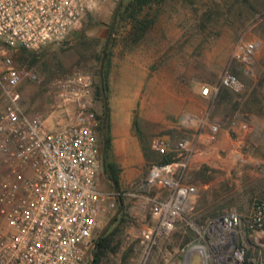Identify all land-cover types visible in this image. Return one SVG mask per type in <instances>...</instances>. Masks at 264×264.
I'll return each instance as SVG.
<instances>
[{
  "label": "rangeland",
  "instance_id": "374dc122",
  "mask_svg": "<svg viewBox=\"0 0 264 264\" xmlns=\"http://www.w3.org/2000/svg\"><path fill=\"white\" fill-rule=\"evenodd\" d=\"M122 1L97 0L63 38L36 49L12 51L18 65L39 75L38 81L23 83L27 111L42 115L51 127L70 122L72 108L58 106L55 80L82 70L90 72L100 86L105 42ZM138 17L148 20L144 31L135 29L132 18L118 20L116 14L102 67L106 91L105 98L104 94L98 95L97 105L104 115L106 100L105 162L117 169L120 194L113 217L102 231L110 234L112 249L104 253L98 264H169L179 249L180 238L189 235V243L195 241L196 233L206 227L207 220L223 208H236L247 215L255 199H264V167L247 163L244 155L253 150L264 157V0H158L144 6ZM249 41H257L253 54L247 58L236 56L238 48ZM226 71L238 78V90L220 84ZM200 84L217 90L206 98L198 92ZM175 93L176 114L166 116L174 124L168 132L175 140L185 133L197 138L207 132V120L222 117L226 119L223 129L228 130L229 122L235 120L246 124L247 134L257 135L244 142L241 161L225 155L223 150L214 155L236 162L227 176L221 168L207 163L188 172L185 180L189 181L190 175V181L197 186L192 208L177 220L170 233L155 237L156 221L147 200L153 198L154 189L134 190L119 184L124 156L114 146L115 122L119 121L129 136L137 139V153L145 161L140 175L144 182L151 163L162 160L151 147L152 130L160 118L156 112L162 106L168 111L171 107L174 112ZM119 94L123 105L117 98ZM187 111L193 115L191 118L199 119L189 130H185L181 119ZM202 142L198 143L201 148L205 139ZM207 179L219 183L204 188ZM98 186L109 189L113 184L99 176ZM254 233L256 238L251 233V241L240 245L244 247L242 264L245 260L247 264H264V225Z\"/></svg>",
  "mask_w": 264,
  "mask_h": 264
},
{
  "label": "built area",
  "instance_id": "2783aa9c",
  "mask_svg": "<svg viewBox=\"0 0 264 264\" xmlns=\"http://www.w3.org/2000/svg\"><path fill=\"white\" fill-rule=\"evenodd\" d=\"M96 2L0 0V264H91L103 227L116 209L117 193L98 186V177L107 174L94 76L76 70L55 80L58 106L71 107L72 117L64 126L51 127L42 115L24 108L23 83L38 81L39 75L12 56L13 50L36 49L63 38ZM256 47L257 41L245 42L236 56L250 57ZM220 84L240 88L229 71ZM197 89L203 96L213 92L206 84ZM225 120L210 122L207 143L216 140ZM239 126L246 129L244 123ZM153 147L166 158L150 167L147 179L164 191L161 199L150 198L153 232L159 237L170 233L192 208L197 189L185 182L194 152L187 139L172 146L159 139ZM219 220L229 230L242 223L250 232L261 230L264 199H255L244 217L229 208L221 211ZM233 258L234 264L243 262V246L235 248Z\"/></svg>",
  "mask_w": 264,
  "mask_h": 264
},
{
  "label": "crops",
  "instance_id": "0c3cea01",
  "mask_svg": "<svg viewBox=\"0 0 264 264\" xmlns=\"http://www.w3.org/2000/svg\"><path fill=\"white\" fill-rule=\"evenodd\" d=\"M133 82H137V81H133ZM137 89V88H136ZM213 91H215V89L213 88ZM171 94V92H170ZM200 94V93H199ZM177 94L175 93L173 95V111L170 107L169 111L162 106L160 109V112H156L158 115L160 113V118H159V123H155V127L152 130L153 133V137L151 140V147L154 150V153L160 155L153 147V143L155 140H159V139H165L167 140L171 146L174 145V143H176L178 140L180 139H187L191 146H193L194 148V152L191 155L190 159H189V165L188 168L186 170V174H188V172L190 173L191 170H193L194 168H198L200 167L203 163H207L209 165H216L217 167L221 168L222 170L225 171L226 176L228 175L229 170L231 169L232 164L236 163L235 161H232L231 159H223V158H215L214 155H216L219 150H223L225 152V155H229V156H234L235 158H238L240 161L241 159V155H243V152H245V150L242 148L244 145V142L248 139H254V136L257 135L256 133H249L247 134V132H245V129H241L239 124H241L240 122H237V126L235 127H229L228 126V130L227 129H223L224 125L221 126L219 133L217 135V138L214 142L212 143H204L205 145L201 147L198 146V143L202 142V138L205 139V136L208 132V127L210 122L218 120L216 118H212L210 119V121L207 120L206 126H207V132H205L203 135L200 133L198 135V137L196 138L195 136L189 135V133H185L184 136H181L180 138L176 139L172 138L168 132L169 127H172L174 124H172V122H170V120L168 121L166 119V116L168 115H172V113L176 114V96ZM201 95V94H200ZM203 96V95H202ZM211 96V95H209ZM209 96H204L206 98H208ZM169 97L172 98L171 95H169ZM118 99H120L121 105L124 104V99H122L121 95L119 94V96H117ZM123 100V101H121ZM171 102V101H170ZM119 104V103H118ZM120 105V106H121ZM155 112V111H154ZM155 113V114H156ZM156 114V115H157ZM174 115V114H173ZM193 115L189 114V112H185L182 115V124L184 125L185 130H189V128L194 125V121L192 120L193 118H195V116L193 118H191ZM197 118V117H196ZM199 121V120H198ZM197 121V122H198ZM115 148L116 150L118 149L119 154H121V156H124V158H122V164H121V174L119 176V184L121 187H131L134 190H137L138 188L141 190H146L147 189H154V193H153V198H159L161 199L164 195V191L157 185L155 186H150L149 184H147V179L149 177V169L152 165L154 164H160L163 163L165 161V156H161L162 160H160L159 162H153L151 163V165L148 168V177L145 179V181L143 182L142 179L140 178V175L142 173V169L144 168V159L139 157V154L137 153V147H136V138H132L129 136V133L127 131V128L125 126L122 127L121 123H119V121L115 122ZM122 141V142H121ZM121 142V143H120ZM246 157L248 159H246V162L249 164H253L256 166H263L264 167V157L261 155H258L257 153H254L253 150L247 152ZM243 161H245V159H243ZM105 165V162H104ZM104 170H105V166H104ZM106 173V172H105ZM187 177V175H186ZM222 177V176H221ZM186 183L192 184L196 187V184H194L192 181H190V175H189V181H187V179L185 180ZM217 183H219V180L215 181L214 179H207L206 181H204L203 183V187L204 188H208V187H214L215 185H217ZM106 189V188H104ZM111 190H114L113 187H110ZM115 191V190H114ZM115 193H117V198H119V191L117 189V191H115ZM196 198V197H195ZM147 200H149L150 204V211H151V216L152 218L155 220L154 216L152 215V203L150 201V198L147 197ZM225 208H223L222 210H224ZM236 209V208H234ZM221 210V211H222ZM220 211V213H221ZM219 214H217L214 218H219ZM241 213V212H240ZM242 214V213H241ZM242 216L244 217L245 215L242 214ZM208 221H210L208 219ZM238 236V246L242 245L243 243H248L249 241H251V233L255 234L254 232H250L249 230H247L245 228V225L242 223L238 228H236L234 230ZM257 236V233L255 234V238Z\"/></svg>",
  "mask_w": 264,
  "mask_h": 264
},
{
  "label": "flooded vegetation",
  "instance_id": "af4514ba",
  "mask_svg": "<svg viewBox=\"0 0 264 264\" xmlns=\"http://www.w3.org/2000/svg\"><path fill=\"white\" fill-rule=\"evenodd\" d=\"M209 220L206 227L196 233L195 241L189 243L192 240L189 235L180 238L179 249L169 264H234L233 252L239 242L236 232L226 229L219 218ZM193 244L198 247L189 258V247Z\"/></svg>",
  "mask_w": 264,
  "mask_h": 264
},
{
  "label": "trees",
  "instance_id": "16d2710c",
  "mask_svg": "<svg viewBox=\"0 0 264 264\" xmlns=\"http://www.w3.org/2000/svg\"><path fill=\"white\" fill-rule=\"evenodd\" d=\"M152 2H158V0H123L121 2L119 11L117 13V19H123L126 17L132 18V20L135 22V29L144 31L148 27V20L139 18V12L142 10V8ZM104 90L106 91V83H104ZM97 93L99 96L102 95V92L100 90V86L97 87ZM106 128V123H105ZM108 142V137L106 138ZM108 147V145H107ZM105 172L107 176L118 185V174L117 169L112 163L105 162ZM111 238L110 234H102L99 237V240L97 242L96 250L94 253V258L91 264H98L101 257L104 255V253L107 250L112 249L110 246ZM246 259V258H245ZM244 264H247L246 260Z\"/></svg>",
  "mask_w": 264,
  "mask_h": 264
},
{
  "label": "water",
  "instance_id": "95a60500",
  "mask_svg": "<svg viewBox=\"0 0 264 264\" xmlns=\"http://www.w3.org/2000/svg\"><path fill=\"white\" fill-rule=\"evenodd\" d=\"M120 4H121V2L118 3V6H117L116 11L114 13V17H113L111 26L109 28L108 38L106 39V42H105V46H104V50H103V54H102V58H101V63H100V71H99L100 72V89H101L102 94H104V98H105V93H104V81H103V76H102V67H103V63H104L105 58H106V47H107V43H108V40H109V36L111 35L113 25L115 23L116 14H117V11H118V9L120 7ZM104 105H105V114L103 115V126H102V135H101V138H102V146H103V149H102V152H103V162H105V152H106V136H105V131H104V125H105V120H106V100L105 99H104ZM107 178L113 184L114 190L117 191L116 184L109 177H107ZM197 247H198L197 244H193V245H191L189 247V258H191L192 256H194V253H195V250H196ZM183 264H185V263L183 262Z\"/></svg>",
  "mask_w": 264,
  "mask_h": 264
},
{
  "label": "bare ground",
  "instance_id": "6f19581e",
  "mask_svg": "<svg viewBox=\"0 0 264 264\" xmlns=\"http://www.w3.org/2000/svg\"><path fill=\"white\" fill-rule=\"evenodd\" d=\"M192 120L194 121V123H196L199 119L195 117Z\"/></svg>",
  "mask_w": 264,
  "mask_h": 264
}]
</instances>
